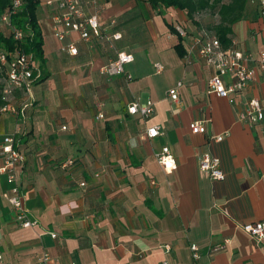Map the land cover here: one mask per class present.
<instances>
[{
	"label": "crops",
	"instance_id": "obj_1",
	"mask_svg": "<svg viewBox=\"0 0 264 264\" xmlns=\"http://www.w3.org/2000/svg\"><path fill=\"white\" fill-rule=\"evenodd\" d=\"M58 1L40 0L43 62L34 59L31 91L15 100L6 122L25 159L16 183L37 223L21 226L0 202V264H42L44 252L58 264H264V240L241 227L264 220V122L238 119L248 97L264 107V67L249 63L256 77L243 94L220 97L207 92L212 69L197 48L187 52L203 28L196 16L143 0H81L84 16L99 24V34L89 30L84 39L65 30ZM256 10L231 34L254 60L264 52V6ZM175 25L186 31L183 56ZM69 43L75 55L62 50ZM121 51L133 55L125 74L102 73ZM147 100L151 116L128 113L130 103ZM198 119L207 121L204 133L191 132ZM152 125L163 133L147 138ZM163 146L176 159L171 172L156 159ZM204 152L219 159L223 179L199 169ZM12 186L0 173V190Z\"/></svg>",
	"mask_w": 264,
	"mask_h": 264
},
{
	"label": "built area",
	"instance_id": "obj_2",
	"mask_svg": "<svg viewBox=\"0 0 264 264\" xmlns=\"http://www.w3.org/2000/svg\"><path fill=\"white\" fill-rule=\"evenodd\" d=\"M264 6V0H257ZM24 0H10V7L7 12L0 17V28L6 32L9 30L10 34L17 42L25 41V31L13 26L11 18L20 12L23 7ZM81 0H59L58 7L63 10L60 19L64 25L65 30L79 32L84 39L88 38L90 32L98 35L99 24L97 17L84 16L81 8ZM174 29L180 36H185L186 31L180 25H175ZM90 30V32H89ZM55 35L59 39L64 38V32L56 31ZM119 35H115L118 38ZM197 48V55L200 60L212 69V74L207 80V92L215 93L220 97H225L231 100V95L243 94L245 88L256 77L255 67L249 63L256 62L259 68L264 67V52H261L257 60L253 56L231 43L228 47H223L218 37L204 28L199 31V35L195 38L193 46L187 51L188 54ZM63 51H67L71 55L77 53V48L74 44H66L62 47ZM133 60V55L130 52L121 51L117 53L115 59L110 60L101 68V72L108 75L125 74V65ZM0 65L5 70L4 93H10L12 89L23 90L25 95L31 91L32 83L35 78L36 66L34 58L31 53L24 52L21 47H17L12 52L0 51ZM155 66L160 70L161 64L156 63ZM181 82H177V86L170 90V98L172 100L178 99V88ZM4 110L15 111L13 105L10 103L5 105ZM23 106L19 109V113L23 112ZM127 111L130 114H139L147 118L152 115L154 111V104L151 100L146 102H132L127 106ZM99 117H103L102 113ZM238 119L247 124H255L257 122H264V107L258 98L248 97L244 103V108L238 114ZM206 120H194L190 124L192 133H204L206 131ZM162 129L159 125H152L146 129L145 136L147 138H155L161 135ZM221 135H215L216 141L222 140ZM158 163L167 172H171L176 168V159L168 146H163L156 153ZM0 173L5 174L9 182L13 183L10 192L0 190V202L6 201L13 209L17 222L23 226H32L37 223L28 216V209L23 202V195L17 182V170L24 163V155L19 149L18 139L16 138V131L11 133H4L0 135ZM199 169L206 172L210 179L221 180L224 175L220 167L219 159L212 156L208 152H204L198 159ZM242 230L251 236L257 242L264 240V220L250 221L242 224ZM56 236V234H52ZM223 248V245H218L214 250ZM190 249L194 258L198 257V247L191 245ZM264 255V250H263ZM0 260L2 254L0 253ZM39 261L42 264H58L54 262L48 253L44 252Z\"/></svg>",
	"mask_w": 264,
	"mask_h": 264
},
{
	"label": "trees",
	"instance_id": "obj_3",
	"mask_svg": "<svg viewBox=\"0 0 264 264\" xmlns=\"http://www.w3.org/2000/svg\"><path fill=\"white\" fill-rule=\"evenodd\" d=\"M152 8L174 7L184 10L188 18L195 22V16L201 13L209 12L216 19L211 22L210 28L206 29L214 33L220 40L223 47L231 45L232 25L250 15H256L257 0H143ZM40 0H24L23 7L18 14L11 18L14 27L25 31V41L17 42L6 29L4 32L0 28V51L12 52L17 47L26 53H31L35 60L43 62L42 53V35L37 21V11ZM10 7V0H0V17L7 12ZM170 31H175L171 27ZM176 32V31H175ZM175 45L179 55L183 56L185 51L182 49L181 36ZM0 72L5 77V70L0 65ZM5 82V79H4ZM4 82L0 88V107L7 104L15 106L13 103L18 98L25 96L23 90L12 89L10 93H4ZM11 98V99H9ZM13 101V102H12ZM1 135V134H0Z\"/></svg>",
	"mask_w": 264,
	"mask_h": 264
},
{
	"label": "rangeland",
	"instance_id": "obj_4",
	"mask_svg": "<svg viewBox=\"0 0 264 264\" xmlns=\"http://www.w3.org/2000/svg\"><path fill=\"white\" fill-rule=\"evenodd\" d=\"M196 17L200 20V22L203 24V27L206 29L210 28L209 24L211 22H214V20L216 19L214 16L210 15L209 12L198 14ZM4 79H5L4 75L0 72V88H1L2 83L4 82ZM13 101L15 100L13 99ZM3 108L4 106L0 107V134L6 133V122L8 121L7 118L10 114V111L4 110Z\"/></svg>",
	"mask_w": 264,
	"mask_h": 264
}]
</instances>
